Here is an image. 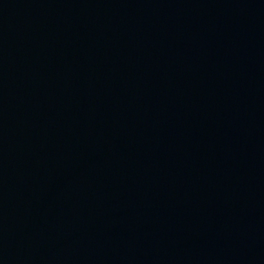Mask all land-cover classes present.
<instances>
[{"label": "water", "instance_id": "water-1", "mask_svg": "<svg viewBox=\"0 0 264 264\" xmlns=\"http://www.w3.org/2000/svg\"><path fill=\"white\" fill-rule=\"evenodd\" d=\"M0 264H264V0H0Z\"/></svg>", "mask_w": 264, "mask_h": 264}]
</instances>
